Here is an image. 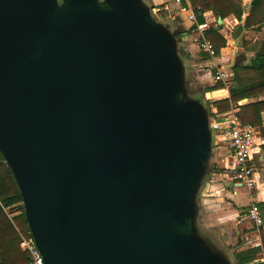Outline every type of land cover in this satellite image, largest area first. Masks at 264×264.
Instances as JSON below:
<instances>
[{"label": "water", "instance_id": "1", "mask_svg": "<svg viewBox=\"0 0 264 264\" xmlns=\"http://www.w3.org/2000/svg\"><path fill=\"white\" fill-rule=\"evenodd\" d=\"M152 8L0 0V154L45 264H231L197 224L208 108Z\"/></svg>", "mask_w": 264, "mask_h": 264}, {"label": "crops", "instance_id": "2", "mask_svg": "<svg viewBox=\"0 0 264 264\" xmlns=\"http://www.w3.org/2000/svg\"><path fill=\"white\" fill-rule=\"evenodd\" d=\"M144 1L148 5H155L158 2L163 3V6L161 7V11H163L162 14H165L166 17L171 20V25L175 31L181 34L182 41L196 39L195 37H187V32L182 31L186 26H189V29L192 30L191 32H196L199 35L197 38L198 45L192 42L189 44V51L191 52L190 56L193 59V65H203L208 68L196 69L195 74L191 72V76L188 78V81L190 82L191 80H196L200 90H202V95L204 96L205 100H210L212 112H216L217 109L212 105V101L225 97H231L230 88L235 82L233 69L236 66H238L239 69L243 68L242 63H239L236 60L237 53H244L250 57V51H248L247 48L252 42L258 44V42L264 38V25L260 27L259 22L256 21L251 26L247 27L245 23V17L250 13L254 0H229L231 2V6L224 8V11L227 12L228 15H226L224 18L221 17L222 20L220 23L218 22L220 15H215L214 11L212 10L203 12V21L200 22L196 7L192 4L191 0H180L179 2L176 0ZM189 5L190 7L186 11L180 10L181 6ZM199 7L200 6L198 5L197 9ZM191 11H193L196 15L195 20L188 17V14ZM237 11H241L243 13L244 19H238L236 16ZM257 16V19L259 20L260 5L257 9ZM195 22L199 24L207 22L208 26L205 28V31L210 26L216 27L220 34L225 37L226 45L224 47L214 46L215 54L211 55L203 47V35L205 31L203 32L197 29L196 25L194 24ZM226 56H230V60L226 59ZM211 69L212 71H210ZM218 69H225L228 72L230 85L223 86V88L219 89L205 91L204 89L207 87L213 86L215 83H221V81H217L215 79ZM242 75L245 76L244 73H242ZM220 92L221 94H219ZM260 99H264V92L258 93L257 95L251 97H245L238 103L231 101V108L226 113L230 112L232 109H237L239 111L241 105ZM215 116L220 117L223 116V114ZM254 124L264 128V109L261 111L260 122ZM253 156L256 164L259 167L256 187L249 189L238 181L232 180L227 174L223 163V166L221 167L224 168V170L219 173H213L210 176L208 184L202 189V195L199 202V215L200 217L203 215L205 221L204 224L213 230L216 236V242L220 245L219 248H221V250L227 255L230 256V254H234L240 250L250 247L249 244L244 240L245 235H250L252 236V239L257 236L260 238L261 246H258L260 247V252L257 258L264 259L262 240L264 236V228L258 232L254 227L253 221H251L246 214L248 206L253 201H256L259 206L261 202H264V145L257 147ZM216 158L219 157L216 156ZM261 211L262 217L264 218V206L261 208ZM200 220L199 222L202 223ZM233 264H237L235 257H233ZM255 264H264V262L258 260Z\"/></svg>", "mask_w": 264, "mask_h": 264}, {"label": "trees", "instance_id": "3", "mask_svg": "<svg viewBox=\"0 0 264 264\" xmlns=\"http://www.w3.org/2000/svg\"><path fill=\"white\" fill-rule=\"evenodd\" d=\"M192 4L196 7L199 21H203V12L212 10L215 15H220L224 18L227 12L224 11L225 7L231 6L229 0H191ZM200 6L197 9V6ZM260 5V18L257 19V9ZM153 8H159L163 6V3H157L150 5ZM264 0H254L250 13L245 17L246 26L249 27L256 21L259 22L260 27L264 25ZM234 10V8L232 7ZM236 16L239 20L244 19V15L241 11L236 12ZM206 38L214 45L218 47H224L226 45V39L220 34L218 29L214 26H210L205 31ZM256 52L253 57L251 64L248 66L256 72L255 76H243L238 66L234 67V78L235 82L230 88L231 97L221 98L212 101V105L217 109L216 112H212L211 108H208L209 116L217 117L215 115L226 113L230 110V102L238 103L245 97H251L258 93L264 92V38L258 42L255 47ZM188 94L192 97L201 99L198 95L193 94L194 87L189 86ZM223 88L222 83H215L213 86L207 87L205 91ZM223 92V91H221ZM221 92L219 94H221ZM202 100V99H201ZM264 109V99L256 100L240 106L238 114L242 121L258 123L261 120V111ZM221 117V116H220ZM224 168L217 166L216 164L210 163L208 172L205 176L204 186L209 182L210 176L213 173L222 172ZM203 189V188H202ZM21 194L19 187L15 181L13 174L10 171L8 165L4 162L3 157L0 154V201L5 205L12 206L20 201ZM259 206V204H258ZM264 206V202L260 203L259 209L262 216L261 208ZM198 209V221L205 223L204 217H200V203L197 199ZM14 210V208H12ZM21 212L15 214L12 217L8 215L4 207L0 204V264H29V254L20 247L22 234L30 236L31 232L26 221L24 214V208L21 206ZM263 218V217H262ZM264 221V218H263ZM263 248H264V236H263ZM260 252V247H248L234 253L237 264H246L249 261L256 259Z\"/></svg>", "mask_w": 264, "mask_h": 264}, {"label": "built area", "instance_id": "4", "mask_svg": "<svg viewBox=\"0 0 264 264\" xmlns=\"http://www.w3.org/2000/svg\"><path fill=\"white\" fill-rule=\"evenodd\" d=\"M176 1L179 2L180 0ZM189 7L190 5L181 6L180 10L186 11ZM159 11H161L159 8H152L154 16L162 20L164 15L159 14ZM188 17L193 20L196 19L193 11L188 14ZM194 24L197 29L203 32L208 26L207 22L202 24L195 22ZM203 47L211 55L215 54L214 45L206 38L205 33L203 35ZM215 79L221 81L223 86L230 85L228 72L225 69H218ZM209 126L213 136L214 153L224 163L229 177L249 189L256 187L259 167L254 160L253 154L257 147L264 145V128L252 122L242 121L237 109H232L221 117H210ZM0 204L10 217L18 213L21 206H23L22 199L12 206L5 205L2 201H0ZM246 214L253 221L255 229L260 232L264 228V221L256 201H253L248 206ZM244 240L250 247L261 246V241L258 236L252 239V236L245 235ZM20 247L22 250L28 252L29 264H45L32 235L26 236L22 234ZM258 260L264 262L263 258H256L246 264H255Z\"/></svg>", "mask_w": 264, "mask_h": 264}, {"label": "rangeland", "instance_id": "5", "mask_svg": "<svg viewBox=\"0 0 264 264\" xmlns=\"http://www.w3.org/2000/svg\"><path fill=\"white\" fill-rule=\"evenodd\" d=\"M162 12L163 11H159V14H162ZM162 16H163V14H162ZM161 21L165 24H168L171 27V29L175 31V29L171 25V23H172L171 20L168 17H166L165 14H164ZM182 31L187 32V34H186V36L188 35L187 37H190V38L195 37L196 38V39H190V41L189 40L182 41L181 40V34H179V33L177 34L178 35V53H179V55H180V57L184 63L185 77H186V82H187L188 78H190V76H191V72H193L195 74L196 69H206L208 67L203 66V65L202 66L195 65V64L193 65V63H192L193 59L190 56L191 52L189 51V44H191V42H192V43H196L198 45L197 38L199 37V35L196 32L195 33L191 32L192 30L189 29V26L188 27L186 26ZM244 42H246V41H244ZM257 45L258 44L252 42L251 45L247 48V50L250 51V54H249L250 57H248L244 53L241 54L240 52H238L236 55L237 56L236 60L239 63H242V66H243V68L240 69V72L244 73L245 76H255L256 75V72L252 69H249L247 66L251 63L252 58L255 56V52L257 49L255 47ZM194 50H196V49H194ZM226 59L230 60V56H226ZM237 61H235V62H237ZM210 71H212V69ZM187 83L189 86L191 84V86L194 87L195 90L193 91L194 92L193 94L198 95L202 99V101L204 102L206 107L210 109L211 108V102H210V100H205L204 96L202 95L203 94L202 90H200L198 83H196V80L194 79L193 81L191 80L190 82L188 81ZM210 117H211V115H210ZM216 156H217V154L214 153L213 157L211 158V163L216 164L219 167L223 166V163H222L220 157L216 158ZM203 187H204V185H203ZM201 192H202V189L200 190V192L198 194V202H200V198L202 195ZM15 212H17V211H15ZM20 212H21V210H19L18 213H15V214H19ZM198 226H199L200 232L204 236H206L209 240H211L216 246L220 247V245L216 242V239H215L216 236H215L213 230H211L209 227H207L204 223L199 222ZM228 257L230 259L231 264H233L234 254H230V256L228 255Z\"/></svg>", "mask_w": 264, "mask_h": 264}, {"label": "flooded vegetation", "instance_id": "6", "mask_svg": "<svg viewBox=\"0 0 264 264\" xmlns=\"http://www.w3.org/2000/svg\"><path fill=\"white\" fill-rule=\"evenodd\" d=\"M62 0H59V2H61ZM197 224H199V221H198V219H197ZM198 228H199V226H198Z\"/></svg>", "mask_w": 264, "mask_h": 264}]
</instances>
